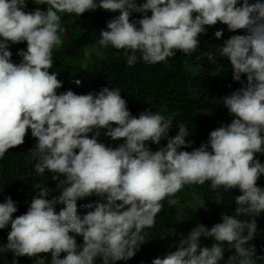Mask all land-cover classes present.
<instances>
[{
    "label": "clouds",
    "instance_id": "1",
    "mask_svg": "<svg viewBox=\"0 0 264 264\" xmlns=\"http://www.w3.org/2000/svg\"><path fill=\"white\" fill-rule=\"evenodd\" d=\"M30 1L0 0V159L22 145L30 130L36 138L29 151L37 161L35 170H47L58 181L60 195L50 199L53 190L37 186L26 213L15 218L17 202L6 196L0 203V229L10 225L11 230L0 253L38 257L32 264H45L40 254H50V264H95L97 257L102 264L127 261L142 244V231L155 224L163 200L184 185L210 181L213 190L239 189L234 212L222 213V222L211 228L197 224L180 236L178 250L151 264H220L230 249L235 252L226 264L264 262V255L253 258L256 249L250 246L258 228L255 218L264 213V188L257 185L264 163L256 158L264 154V2L32 0L47 5L41 9ZM97 9L119 13L106 22L97 45L125 50L129 66L138 58L163 62L175 50L192 54L206 26L217 22L229 32L245 30L223 40L218 49L230 62L233 80L241 84L219 99L234 117L231 122L212 130L198 148L184 151L193 142L186 139L190 132L183 123L169 136L171 120L151 109L132 115L119 88L57 94L62 81L49 69L64 31L59 13L81 16ZM133 13L142 18L133 19ZM214 37L222 38L223 31H215ZM22 42L27 46L18 51V63L9 48ZM99 129L112 141L123 142L116 147L100 142ZM165 138V146L149 148ZM87 197L97 199L83 204L87 212L81 215L77 202ZM58 204L64 205L59 211ZM202 237L215 242L202 246Z\"/></svg>",
    "mask_w": 264,
    "mask_h": 264
},
{
    "label": "trees",
    "instance_id": "2",
    "mask_svg": "<svg viewBox=\"0 0 264 264\" xmlns=\"http://www.w3.org/2000/svg\"><path fill=\"white\" fill-rule=\"evenodd\" d=\"M143 2L144 0H138V3ZM249 2L254 3L255 0ZM30 4L41 9L47 7L37 6L32 0ZM118 14L102 9L88 11L81 16L59 13L64 31L59 33L60 44L53 48L54 63L49 69L50 72L57 73V79L62 81V87L57 89V94L67 90H72L76 94H87L90 91L98 92L103 87L119 88L132 115L138 116L142 111L151 109L153 113L171 120L169 136L174 137L178 132L177 125L183 123L190 132L186 139L193 142L191 148L181 149L184 151L198 148L202 142L207 141L212 130L231 122L234 117L229 115L219 99L240 88L241 84L233 80L230 62L219 56L218 49L223 40L232 35H243L245 30L229 32L226 25L217 22L214 26H206V34L199 37L200 47L190 55L175 50L176 54L163 62L152 64L138 58L135 65L129 66L125 50H117L112 46L101 47L96 43L101 38L100 31L106 28V22ZM132 18L140 19L142 14L133 13ZM217 30L223 31V37L220 39L214 37ZM26 46V42H22L9 48L12 56L18 58V63L21 58L17 53L21 49L26 50ZM137 56L139 57V53ZM209 56L216 59L210 60ZM76 80L81 83L77 85ZM242 80L246 82V76H242ZM95 131L97 129H94L93 133ZM99 131L100 142L106 145L116 147L123 142L122 139L112 141L107 138L104 135L105 129ZM35 143L36 138L31 136L29 130L24 143L10 149L4 158L0 159V203L4 202L6 196H11L13 201L17 202L18 211L13 214L14 218L26 213L35 194L34 189L39 190L37 186L51 188L53 191L50 199L60 195L56 189L58 181L52 180L47 170L43 174L35 170L37 161L29 152ZM166 143L165 138L159 145L149 143V148L156 151ZM256 158L264 163V154L258 153ZM257 185L264 188V175L258 179ZM240 194L239 189L213 190L210 181L203 185L195 183L184 185L174 197L161 202L162 210L155 217V224L142 231L143 241L134 257L127 261H117L116 264H151L157 257L164 258L168 253L178 250L180 236L186 235L197 224L211 228L222 222V213L232 214L236 208L235 196ZM192 196H197L201 204L194 203ZM96 199L87 197L78 201V213L86 214L87 210L82 205ZM169 199H176L178 203L170 205ZM63 207V204H58L57 211ZM202 207L208 212H203ZM255 219L258 228L255 238L250 242V246L256 249L254 259L264 255V213ZM10 230V225L0 229V246L6 244ZM169 233L172 234L170 241L165 239ZM76 240L77 244L83 243L80 236H77ZM214 242L213 238H201L202 246L211 247ZM234 252V249L226 251L225 259L220 264H226L228 256ZM40 255L45 257V264H50V254ZM37 258L0 253V264H11L13 259L16 260V264H32ZM95 264H102L99 257L96 258Z\"/></svg>",
    "mask_w": 264,
    "mask_h": 264
},
{
    "label": "rangeland",
    "instance_id": "3",
    "mask_svg": "<svg viewBox=\"0 0 264 264\" xmlns=\"http://www.w3.org/2000/svg\"><path fill=\"white\" fill-rule=\"evenodd\" d=\"M261 177H263V175L261 176ZM192 199H193V202L194 203H199V204H201V201H200V199L197 197V196H192L191 197ZM203 212H208L204 207H202V209H201ZM165 239L166 240H172V234H168L166 237H165Z\"/></svg>",
    "mask_w": 264,
    "mask_h": 264
}]
</instances>
